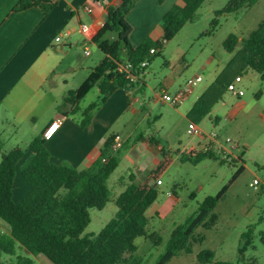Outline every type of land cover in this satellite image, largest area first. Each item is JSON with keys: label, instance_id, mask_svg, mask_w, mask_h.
I'll return each instance as SVG.
<instances>
[{"label": "rangeland", "instance_id": "obj_1", "mask_svg": "<svg viewBox=\"0 0 264 264\" xmlns=\"http://www.w3.org/2000/svg\"><path fill=\"white\" fill-rule=\"evenodd\" d=\"M229 1L205 0L194 19L186 23L161 50L149 56L142 76L146 86L130 90L131 96L140 98V103L135 106L138 109L143 106L144 109L133 120L126 117L129 123L126 129L119 126L114 130L122 133L124 142L121 139L123 147L118 148V166L105 183L110 198L102 210H89V223L81 233V236L97 234L113 218L116 212L114 199L123 191L119 185L120 178L127 182L128 176L133 175L136 182L142 183L147 175L156 171L154 177L159 174L162 184L157 185L158 197L145 213L148 219L145 236L135 240L134 251L124 255L125 261L132 256L140 264H155L164 254L173 230L193 216L206 197L217 194L235 170L243 165V171L213 210L218 218L215 228H197L196 234L204 240L193 245L191 254H178L166 264H203L197 259V254L203 250L214 253L211 264H264V80L248 68L240 70L241 81L236 86L243 91V96L234 97L226 90L210 115L197 124L205 133L215 132L222 142L229 138L235 143L238 148L232 150V158L216 152L215 158L189 159V147L200 150L208 139L188 135L187 121L175 114L172 107L153 99L154 92L162 88L165 78L172 75L171 66L182 69L177 85L186 84L197 74L202 82L193 89L211 82L217 68L228 62L240 48L226 52L222 42L227 36L234 34L239 39L245 38L264 19V0H258L251 8H243L237 13L215 15ZM104 38L110 39V33ZM87 49L92 56H85L82 46L77 47V53L81 63L91 66L98 50L94 45ZM80 73L67 76L71 90L77 88ZM167 92L175 94L172 89H167ZM64 96L58 101L59 107H62ZM94 101L92 92L83 98L80 106ZM240 101L244 102L243 106H237ZM0 136L4 142L3 151L7 152L15 145L26 146L29 138L36 135L16 134L12 129L4 128ZM141 138L161 150L152 148L147 152L142 148ZM238 158L242 162H238ZM254 178L260 181L256 190L250 187ZM0 229L7 232V226L1 220ZM248 230L249 245L240 253L241 236ZM152 234L159 237L160 244L154 245L149 239ZM30 257L34 264H52L43 255Z\"/></svg>", "mask_w": 264, "mask_h": 264}, {"label": "trees", "instance_id": "obj_2", "mask_svg": "<svg viewBox=\"0 0 264 264\" xmlns=\"http://www.w3.org/2000/svg\"><path fill=\"white\" fill-rule=\"evenodd\" d=\"M138 0H119L117 8H107L103 26L92 42L105 56V60L93 69L84 82L75 90L68 91L62 100V106L69 109V114L79 112V104L94 87L99 90L98 99L82 111L80 126L90 123L92 112L118 89L130 91L143 84L144 69L139 65L149 59V50H161L183 26L191 22L205 0H181L182 5H173L161 20L162 34L158 40L145 38L134 46L129 35L131 27L126 16ZM258 0H230L215 15L237 13L243 8H251ZM163 0H157L161 3ZM31 7L39 8L46 16L54 7L52 0H20L14 12H21ZM114 33V40L105 39V35ZM240 47L229 61L228 74L239 76L238 72L248 68L264 80V19L245 38L239 39L230 34L222 42L223 49L231 53ZM132 64L127 74L118 70L124 62ZM218 77L213 85L194 103L187 118L199 122L210 115L213 107L226 91L230 77ZM66 115V114H63ZM114 136H109L100 148L96 160L88 168L77 169L67 162L54 164L50 161L42 134L33 138L25 147L16 146L3 151L4 142L0 136V220L8 231L0 229V264H34L31 256L43 255L52 264H140L130 256L134 242L145 236L148 219L147 209L156 201L158 188L154 174H149L144 182L138 183L133 175L119 179L123 191L116 196V212L97 234L81 236L89 223V210H102L109 201L110 193L106 180L115 171L119 163L118 149L113 148ZM121 145L120 148H122ZM119 148V149H120ZM216 151L209 145L206 152L189 154V159L200 161L215 158ZM21 177L29 185V190L19 202L13 201V184L18 163ZM238 162H242L239 158ZM158 170V168H157ZM243 171L240 165L231 179L214 196L206 197L197 208L196 213L177 226L162 254L155 264H166L178 254H191L193 245L201 243L204 238L196 234V229L211 230L217 224V215L213 212L216 205L225 197L232 182ZM149 239L154 245L161 240L155 234ZM262 241L264 242V235ZM243 252L250 242V230L241 236ZM203 264H211L214 253L203 250L197 254ZM230 264V263H215Z\"/></svg>", "mask_w": 264, "mask_h": 264}, {"label": "crops", "instance_id": "obj_3", "mask_svg": "<svg viewBox=\"0 0 264 264\" xmlns=\"http://www.w3.org/2000/svg\"><path fill=\"white\" fill-rule=\"evenodd\" d=\"M19 1L0 0V133L4 128H10L16 134L38 136L43 134L54 119L60 117L59 129L44 144L50 161L54 164L67 162L77 169L88 168L98 157L102 144L109 136L117 135L124 142L122 133L114 130L119 126L126 129L129 125L126 117L130 116V120H133L144 109L142 105L139 109L135 106L140 103L138 96H131L130 91L118 89L92 112L90 123L81 127L82 111L93 102L83 107L79 104V112L74 115L69 114L67 107H59L58 104L62 95L71 90L67 81L69 74L73 77L82 72L78 88L88 74L106 59L97 49L95 62L91 66H85L80 61L77 47L82 46L84 50L85 45L86 48L89 45L96 46L92 40L106 19L107 8H117L119 0H52L54 7L46 16L37 7L14 12L13 9ZM182 4L181 0H163L160 4L157 0H138L126 16L131 27L129 38L132 44L138 46L145 38L158 40L162 34L160 25L165 13L173 5ZM87 9L91 12H87ZM82 24L88 27L87 36L78 31ZM58 35H61V39L56 42ZM110 36L108 40L116 37L114 33H110ZM90 56L92 53L88 51L87 57ZM229 61L217 68L211 82L197 90L193 89L180 106L172 107L174 113L187 123L190 122L187 116L194 103L214 81L223 75L225 80L229 77L233 79L228 74ZM171 68L172 75L165 78L160 90L154 92V102H162V91L172 89L176 93L184 87L185 83L177 85L182 69L176 66ZM145 86L143 80L141 88ZM92 92L96 101L100 95L96 87L85 97ZM243 105V101L237 104ZM33 138H29L26 146ZM141 141L144 144L142 148L147 152H151L152 148L161 150L159 146L152 145L143 138ZM16 146L19 145L14 147ZM191 149L194 147H189L188 151ZM25 158L17 165L13 184L14 202L21 201L29 190V185L18 170ZM157 180H160L159 174L149 183L154 184Z\"/></svg>", "mask_w": 264, "mask_h": 264}, {"label": "built area", "instance_id": "obj_4", "mask_svg": "<svg viewBox=\"0 0 264 264\" xmlns=\"http://www.w3.org/2000/svg\"><path fill=\"white\" fill-rule=\"evenodd\" d=\"M87 12H91L90 9H87ZM103 26V23L101 24V27ZM79 33L84 34L87 36L88 33V27L86 25H80L79 29H78ZM68 33H65V35H67ZM61 39V35H58L55 38L56 42H59ZM84 54L87 56L88 55V49L84 48ZM149 54H155L154 49H150L149 50ZM148 66V61L144 60L140 63L139 67L142 69H145ZM132 69V64L129 62H124L122 64L119 65L118 70L120 72H124L127 74V78H130L131 80H133L134 78H131L129 76L130 71ZM202 81V78L200 75H196L195 77L189 79L186 84L184 85V87L182 89H180L177 93L175 94H169L166 91H162L160 94V99L162 102L166 103L167 105H169L170 107L176 108L178 106H180L184 100L191 94L193 87L196 86L198 83H200ZM241 81L240 76H236L234 77V79L227 84L226 90L233 95L234 97L240 98L243 96V91L239 88H237L236 84L238 82ZM61 125V118H56L54 119L48 126L47 128L44 130L42 137L43 139L49 140L59 129V126ZM186 133L188 135L191 136H198L202 139H208V143L202 147L200 150L197 149H191L190 151H188L189 154H196L200 151L206 152L207 150H209V145H211L214 150L216 152H220L223 156H230V158H232V150L237 149V145L235 143H233L229 138H226L224 140V142H222L219 138L218 135L215 132H210V133H205L203 132L197 124L193 123V122H188V126L186 129ZM122 145V140L119 136H114L113 139V148L114 149H118L120 148ZM157 185H161V181L157 180L156 181ZM260 185V181L257 178H254L252 180V182L250 183V187L254 190H256L258 188V186Z\"/></svg>", "mask_w": 264, "mask_h": 264}, {"label": "water", "instance_id": "obj_5", "mask_svg": "<svg viewBox=\"0 0 264 264\" xmlns=\"http://www.w3.org/2000/svg\"><path fill=\"white\" fill-rule=\"evenodd\" d=\"M153 184V183H152Z\"/></svg>", "mask_w": 264, "mask_h": 264}]
</instances>
